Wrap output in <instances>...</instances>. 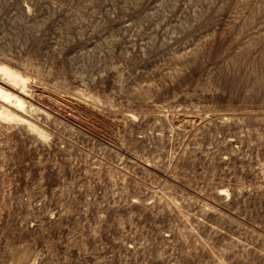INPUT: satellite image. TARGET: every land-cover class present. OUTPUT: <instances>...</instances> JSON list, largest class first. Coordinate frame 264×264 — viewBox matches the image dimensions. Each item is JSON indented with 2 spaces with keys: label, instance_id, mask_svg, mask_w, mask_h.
<instances>
[{
  "label": "rangeland",
  "instance_id": "374dc122",
  "mask_svg": "<svg viewBox=\"0 0 264 264\" xmlns=\"http://www.w3.org/2000/svg\"><path fill=\"white\" fill-rule=\"evenodd\" d=\"M1 65L0 264H264V0H0Z\"/></svg>",
  "mask_w": 264,
  "mask_h": 264
},
{
  "label": "bare ground",
  "instance_id": "6f19581e",
  "mask_svg": "<svg viewBox=\"0 0 264 264\" xmlns=\"http://www.w3.org/2000/svg\"><path fill=\"white\" fill-rule=\"evenodd\" d=\"M0 70H1V72L5 75V76H7L9 79H11V80H15L14 82H18L19 81V79H22L21 78V75H18L17 73H15L12 69H10L9 67H7V66H0ZM16 80H18V81H16ZM25 80V79H24ZM3 82V81H2ZM6 82V81H5ZM9 83V82H8ZM19 83H23L24 84V82H22V80H20V82ZM7 84V83H6ZM10 84V83H9ZM9 84H7V85H5V87L3 86H1L0 85V98H2L3 100H5V101H9V102H13L14 104L16 103L17 104V106L19 105V106H21L22 105V103H23V100L21 99V95L19 96V95H17V94H14L12 91H11V89H14L11 85H9ZM13 85V84H12ZM15 85V84H14ZM13 85V86H14ZM21 91V90H20ZM19 94V93H18ZM7 104V103H6ZM13 104V105H14ZM15 106V105H14ZM25 106V105H24ZM24 106H22V107H24ZM17 108V107H16ZM21 108V107H20ZM25 108V107H24ZM4 109H5V107H4ZM4 109H3V111H4ZM17 109H19V108H17ZM9 111V110H8ZM7 112V111H6ZM10 112V111H9ZM9 112L8 113H6V115L8 116V114H9ZM13 113V112H12ZM3 114V112L2 111H0V115H2ZM14 114V113H13ZM11 116V115H10ZM6 117V116H5ZM19 119H21V118H19ZM28 124V123H27ZM29 125V124H28Z\"/></svg>",
  "mask_w": 264,
  "mask_h": 264
}]
</instances>
